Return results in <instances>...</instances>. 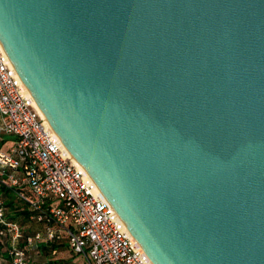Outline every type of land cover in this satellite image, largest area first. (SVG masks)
<instances>
[{"label":"water","instance_id":"1","mask_svg":"<svg viewBox=\"0 0 264 264\" xmlns=\"http://www.w3.org/2000/svg\"><path fill=\"white\" fill-rule=\"evenodd\" d=\"M0 44L153 264H264V0H0Z\"/></svg>","mask_w":264,"mask_h":264},{"label":"built area","instance_id":"2","mask_svg":"<svg viewBox=\"0 0 264 264\" xmlns=\"http://www.w3.org/2000/svg\"><path fill=\"white\" fill-rule=\"evenodd\" d=\"M88 176L47 126L0 44V249L11 264H28L30 253L55 244L86 264H153Z\"/></svg>","mask_w":264,"mask_h":264},{"label":"crops","instance_id":"3","mask_svg":"<svg viewBox=\"0 0 264 264\" xmlns=\"http://www.w3.org/2000/svg\"><path fill=\"white\" fill-rule=\"evenodd\" d=\"M55 252H52V250ZM75 256L80 257L83 261L84 259L76 254L70 252L65 244H55L51 246H41V251L39 253H30L28 255V264H74ZM0 264H11L7 255L0 249ZM84 264L85 261H84Z\"/></svg>","mask_w":264,"mask_h":264},{"label":"bare ground","instance_id":"4","mask_svg":"<svg viewBox=\"0 0 264 264\" xmlns=\"http://www.w3.org/2000/svg\"><path fill=\"white\" fill-rule=\"evenodd\" d=\"M22 84H23V82H22ZM23 86H24V90H25L26 94H28V95L31 97V100H32L33 105L36 107V109L38 110L39 114L45 119V122H46L47 126H48V127L51 129V131L55 134V132L53 131L52 127L50 126V124H49L48 121L46 120L44 114L41 112V110H40V108L37 106L35 100H34L33 97L31 96V94L29 93L28 89L26 88V86H25L24 84H23ZM55 135H56V134H55ZM58 139H59V138H58ZM59 142H60L62 148L66 151L67 155H68L69 157H71V159L73 160V162H74L75 164H77L81 169L85 170V169H84V168H83V167L77 162V160H75V158H73V156L70 154V152L67 150V148L63 145V143H62L60 140H59ZM86 174H87V176H88V173H87V172H86ZM88 177H90V176H88ZM97 191L100 193L101 196H103V194L101 193V191L99 190L98 187H97ZM103 197H104V196H103ZM104 198H105V197H104Z\"/></svg>","mask_w":264,"mask_h":264},{"label":"rangeland","instance_id":"5","mask_svg":"<svg viewBox=\"0 0 264 264\" xmlns=\"http://www.w3.org/2000/svg\"><path fill=\"white\" fill-rule=\"evenodd\" d=\"M4 139L6 140H10L11 139V136H8V135H2ZM1 136V137H2ZM74 264H84V261L80 258V257H76L75 256V259H74ZM51 264H55L54 262H52Z\"/></svg>","mask_w":264,"mask_h":264}]
</instances>
